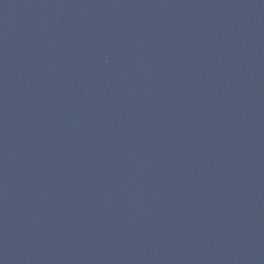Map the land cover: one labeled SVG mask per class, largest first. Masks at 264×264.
<instances>
[{"label":"water","instance_id":"1","mask_svg":"<svg viewBox=\"0 0 264 264\" xmlns=\"http://www.w3.org/2000/svg\"><path fill=\"white\" fill-rule=\"evenodd\" d=\"M0 264H264V0H0Z\"/></svg>","mask_w":264,"mask_h":264}]
</instances>
